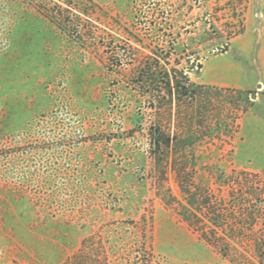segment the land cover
I'll use <instances>...</instances> for the list:
<instances>
[{"label":"rangeland","instance_id":"obj_1","mask_svg":"<svg viewBox=\"0 0 264 264\" xmlns=\"http://www.w3.org/2000/svg\"><path fill=\"white\" fill-rule=\"evenodd\" d=\"M94 1L111 33L107 65L30 4L0 0V264L75 253L82 264H231L148 182L129 78L139 53L172 41L191 80L222 89L229 134L200 147L209 167L197 181L218 192L220 169L264 178V0ZM234 8L245 30L229 40Z\"/></svg>","mask_w":264,"mask_h":264},{"label":"trees","instance_id":"obj_2","mask_svg":"<svg viewBox=\"0 0 264 264\" xmlns=\"http://www.w3.org/2000/svg\"><path fill=\"white\" fill-rule=\"evenodd\" d=\"M22 1L80 47L99 55L105 65L110 63L106 59L110 58L111 33L103 26L101 7L94 0ZM236 10L228 19L236 24L229 27V40L245 30ZM147 48L149 53H139V64L129 81L139 89V130L148 144V182L157 197L229 263L264 264L262 175L246 170L227 174L220 169L214 172L218 192L196 179L199 168L209 167L200 147L229 134L217 116L216 94L222 89L191 80L177 66L179 58H174L172 41L170 47ZM128 58L119 56L117 64L132 62L135 55ZM239 92L246 96V103L253 104L249 91ZM90 240L83 241L85 248ZM79 256L75 253L61 264H82Z\"/></svg>","mask_w":264,"mask_h":264},{"label":"water","instance_id":"obj_3","mask_svg":"<svg viewBox=\"0 0 264 264\" xmlns=\"http://www.w3.org/2000/svg\"><path fill=\"white\" fill-rule=\"evenodd\" d=\"M259 86L261 87L262 84H259ZM252 96H253V97H257V94H256V93H253Z\"/></svg>","mask_w":264,"mask_h":264}]
</instances>
